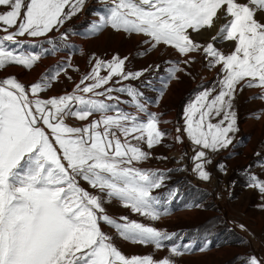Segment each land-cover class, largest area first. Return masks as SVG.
Instances as JSON below:
<instances>
[{
  "label": "snow or ice",
  "instance_id": "6c2138e0",
  "mask_svg": "<svg viewBox=\"0 0 264 264\" xmlns=\"http://www.w3.org/2000/svg\"><path fill=\"white\" fill-rule=\"evenodd\" d=\"M107 2L106 12L91 26L92 33L111 27L145 37L148 49L142 54L163 44L187 57L184 63L194 59L192 53L202 52L209 67L220 66V78L200 91L184 113V131L200 147L191 157L193 170L209 180L205 167L211 163L209 152L227 148L233 142L229 134L238 131L233 110L236 92L244 87L264 90V22L257 19L258 11H264V0ZM84 4L85 0H0V7L7 9L0 13V70L8 65L31 69L42 53L18 52L9 45L18 43L17 37H44L59 31ZM221 10L226 22L211 39L235 42L228 54L213 42L197 43L188 31L211 28ZM67 37L64 32L60 39ZM56 50L54 46L52 51ZM127 60L118 54L107 61L97 58L73 92L49 98L40 94L52 86L59 71L28 86L14 76L0 79V264H175L169 257H129L101 227L106 224L122 239L151 244L157 250L174 235L127 216L118 220L103 206L116 200L152 221L168 214L153 195L154 189L163 186L165 174L138 166L151 155L141 144L151 149L166 135L159 128V114L148 112L137 89L113 87L147 71L126 70ZM101 69H107V74L101 75ZM181 71L178 64L173 65L169 79H178ZM114 91L126 92L134 111L120 109ZM142 113H148L146 119ZM217 117V123H212ZM69 118L82 123L72 126ZM175 139L183 142L179 135ZM81 181L100 194L86 189ZM248 187L264 194V179L249 174ZM188 250L173 245L170 255L178 257ZM245 264H264V260L251 255Z\"/></svg>",
  "mask_w": 264,
  "mask_h": 264
},
{
  "label": "rangeland",
  "instance_id": "374dc122",
  "mask_svg": "<svg viewBox=\"0 0 264 264\" xmlns=\"http://www.w3.org/2000/svg\"><path fill=\"white\" fill-rule=\"evenodd\" d=\"M108 6L107 0H85L83 9L71 19L66 20L59 27V31L54 29L44 37L33 38L27 35L17 37L18 43L10 44L11 49L25 53H42L41 59L31 69L20 65H8L0 70V79L14 76L28 86L46 75H55L59 71L58 78L52 81V86L40 94L43 98H49L73 92L75 85L91 71L97 58L107 61L118 54L121 58L128 57L126 70L147 69L137 79L113 84L114 88L127 86L139 88V92L144 96L140 97L142 101L149 100V104H146L148 112L158 113L160 119L167 123L163 128L159 124V128L166 133L159 145L148 149L146 144H141V147L149 151L151 155L148 160L141 162L138 166L160 170L165 174L163 186L160 189H154L153 195L159 199L162 196L161 204L165 208L169 206V215L185 209H194L195 213L192 217H180L175 221H152L129 208L118 205L115 200L105 201L103 206L107 214L127 216L130 220H137L174 234L170 240L164 242L165 247L161 251L126 240L128 244H125L114 228L106 224H101L103 231L129 257L152 255L156 260L169 257L175 264H245V258L251 255L264 260V194L255 188L248 187L249 174L264 179V123L251 131L247 129L248 120L259 119L257 114H260L263 109L264 98H261V93L264 90L257 87L238 89L233 100L238 131L229 134L233 137V142L227 148L209 152L211 163L205 167L211 174V178L207 181L201 179L193 170L194 165L191 159L200 147L190 141L184 131V113L186 106L200 91L213 87L220 78V66L209 67L203 53L204 63L199 67L196 66L198 59L195 56H193L194 59L188 60V63L184 61L182 63L172 53L167 52L168 48H174L163 44L158 46L161 48L160 53L156 48L142 54L148 49V45L143 43L145 37L137 39V34H126L123 31H115L111 27L99 33H92V24L98 22L99 16L106 12ZM5 11H7L6 8L0 7V13ZM65 11H68V8ZM260 13L264 14V11ZM2 26L0 22V27ZM64 32L68 33L66 40L60 39ZM118 33L123 34L124 37H117ZM79 34L83 35L84 39H94L84 45L76 39ZM194 40L205 46L209 43L204 38ZM219 41L217 42L220 43ZM214 45L225 54L233 51L230 45L215 43ZM54 46L56 51H52ZM45 49L49 51L45 52ZM176 64L183 69L177 79L179 84L173 90L174 96L163 100L171 83L168 69ZM15 68H21L22 72L14 71ZM202 69L213 72V75L205 79L202 77ZM106 74L107 69H101V75ZM165 78L168 80H164ZM249 89L258 91V96L249 95ZM112 95L118 96L119 102L131 101V97L126 92L114 91ZM219 119V117L212 119V123H217ZM67 123L80 126L82 122L69 118ZM177 128H180L183 142L182 149L176 156L172 153L177 142L175 139L178 136ZM81 184L89 191L100 194L91 189L86 182L81 181ZM167 200L169 203H166ZM240 225H244V228L242 229ZM136 244L139 246H133ZM147 245L154 247L151 244ZM173 245L181 246V249L186 246L189 250L181 256H171L170 248ZM202 248L204 251H201ZM207 251L208 254L197 258L183 257L186 254L191 256L196 252L201 254Z\"/></svg>",
  "mask_w": 264,
  "mask_h": 264
},
{
  "label": "bare ground",
  "instance_id": "6f19581e",
  "mask_svg": "<svg viewBox=\"0 0 264 264\" xmlns=\"http://www.w3.org/2000/svg\"><path fill=\"white\" fill-rule=\"evenodd\" d=\"M238 2L243 3V2H246V1L245 0H238ZM260 12L261 11H258V13H257V19H260L262 22H264V14H262ZM217 17L218 18L214 19L213 26L211 28H207L206 27L202 31H200L199 33L192 32V30H191V31H189V33H191V36H192L193 40L194 39L202 40L204 38L205 40H207L209 42L210 41L214 42L216 45H220V44L230 45V46L233 47V50H234L235 42H231V41L225 42L223 40H220V41L217 40V41L220 42V43H218L217 41H212L211 38L217 34V32L219 31L220 27L226 22V20L223 17V11L222 10L218 12ZM229 19H230V17H229ZM117 37H124V36H123V34L118 33ZM136 38L137 39L143 38V36L142 35H138V36H136ZM76 39L81 44L85 45L87 42H89L90 40H93L94 38L93 39H84V36L79 34V36H77ZM175 51H176V53H175ZM157 52L160 53L161 52V48H158ZM167 52L172 53L182 63H183V61H185L187 59V57H185L182 54H179L178 51L175 50V49L168 48ZM191 55L197 57V59H198V61L196 62V66L199 67L200 64L204 63V57H203L202 52H195V53H192ZM50 61H52V60L50 59ZM43 62L46 63L47 61H43ZM13 70L16 71V72H19V73L22 72L21 68H15ZM202 70H203L202 71V77H205V79H209L213 75V72H210L207 69H202ZM180 74H181V72H178L176 75L179 76ZM164 80H168V79L165 78ZM170 82L171 83H170V86L168 88V92L166 93V95L163 96V98H162L163 100L171 99L174 96L173 95V90L177 87V84H179L177 79H171ZM257 92L258 91L251 90V89L248 90V94L251 95V96H258L259 93L257 94ZM262 106H263L262 110H264V103L262 104ZM252 118H254V117H252ZM262 123H264V113L261 112L260 116H259V119H250V120H248L247 129L249 131H251L255 127L260 126ZM179 134H180V132H179ZM179 134L177 133V135H179ZM181 149H182V142H178L177 141L176 144H175V147L173 149V153L172 154H175L177 156L180 153ZM150 166H153V165H150ZM160 166H162V165H160ZM118 205H121V204L119 203ZM194 213H195V210H193V211L192 210L191 211H183V212L175 214V215H173L171 217L168 216V218H166V219H161L160 221L161 222H164L165 220L175 221V220H177L180 217L189 218V217H192ZM123 243L128 244L126 242H123ZM157 251H159V250H157ZM208 253L209 252L202 253V254L197 253V254H194V255H191V256H183V257L187 258V259H193V258H197V257L203 256V255H206Z\"/></svg>",
  "mask_w": 264,
  "mask_h": 264
},
{
  "label": "crops",
  "instance_id": "0c3cea01",
  "mask_svg": "<svg viewBox=\"0 0 264 264\" xmlns=\"http://www.w3.org/2000/svg\"><path fill=\"white\" fill-rule=\"evenodd\" d=\"M147 104H148V102H147ZM123 106H125V109L123 108ZM120 109H123V110H126V111H134V109H135V106L134 105H127V104H124V103H120V105L118 106ZM155 108V107H154ZM160 121H161V123H160V127L161 128H163L164 126H166L167 125V123L166 122H164V121H162L161 119H160ZM179 136L181 137V135L179 134ZM183 140V139H182ZM114 201V200H113ZM115 202L117 203L118 201H116L115 200ZM120 202H118V204H119ZM121 204V203H120ZM160 207H161V209L162 210H164V209H166L167 210V212H168V214L165 216V217H162L161 219H166V218H168V216L169 217H171V216H173V215H175V214H178V213H180V212H183V211H190V210H194V209H185V210H178L176 213H174V214H171V215H169V206L167 207V208H165L164 206H163V204H161L160 205ZM109 215H111V216H113V217H115V218H117L118 220H119V218H121V217H119L118 215H114V214H109ZM160 219V220H161ZM103 224V223H102ZM104 225V224H103ZM102 230H104V229H102ZM123 242H126L124 239H123ZM126 243H128V242H126ZM130 245H132V244H130ZM133 246H139L138 244H136V245H133ZM143 246H147V247H150V248H152V249H154L155 250V247H152V246H149V245H143ZM161 250H163V249H160V251ZM167 250H169V249H167ZM212 250H215V249H212ZM211 250V251H212ZM208 252V251H207ZM159 253V252H158ZM198 253H200V252H198ZM202 253H205V252H202ZM201 253V254H202ZM195 254H197V252L195 253ZM192 255H194V254H192ZM184 256H190V255H188V254H186V255H184Z\"/></svg>",
  "mask_w": 264,
  "mask_h": 264
}]
</instances>
